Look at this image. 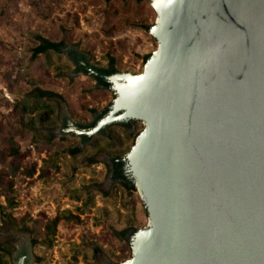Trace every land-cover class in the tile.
Here are the masks:
<instances>
[{
    "label": "water",
    "instance_id": "1",
    "mask_svg": "<svg viewBox=\"0 0 264 264\" xmlns=\"http://www.w3.org/2000/svg\"><path fill=\"white\" fill-rule=\"evenodd\" d=\"M158 49L101 74L129 120L126 157L150 225L124 264H264V0H151Z\"/></svg>",
    "mask_w": 264,
    "mask_h": 264
},
{
    "label": "rangeland",
    "instance_id": "2",
    "mask_svg": "<svg viewBox=\"0 0 264 264\" xmlns=\"http://www.w3.org/2000/svg\"><path fill=\"white\" fill-rule=\"evenodd\" d=\"M127 2L0 0V264H124L132 257L135 234L150 225L136 187L126 192L120 185L116 170H129L126 158L92 149L114 125L92 134L117 95L112 86L97 90L104 78L89 67L111 76L141 74L142 57L158 49L150 31L123 21L125 15L146 17L154 26L151 0L141 7ZM40 38L63 42L51 62L34 55ZM111 45L116 67L106 59ZM38 89L47 95L36 103ZM85 102L95 114L82 111ZM34 104L53 109V127L37 123L46 109L32 112ZM135 122L125 126L135 135L126 157L144 129ZM73 147L82 151L76 158L70 156ZM12 148L20 157L7 155ZM56 218L52 240L43 243L46 225ZM130 220L138 229L123 237Z\"/></svg>",
    "mask_w": 264,
    "mask_h": 264
},
{
    "label": "trees",
    "instance_id": "3",
    "mask_svg": "<svg viewBox=\"0 0 264 264\" xmlns=\"http://www.w3.org/2000/svg\"><path fill=\"white\" fill-rule=\"evenodd\" d=\"M107 2L114 3L115 1L120 2L124 6H128V0H106ZM134 3L138 6L143 5L144 3L148 2L150 3V0H133ZM141 7V6H140ZM123 21L127 23L128 25L137 28V29H143L146 31H150L151 26L147 24L146 17L145 18H139V17H129V15L123 16ZM63 42L52 40V39H46V38H40L38 46L34 49V55L39 56L43 55L45 58L51 62L52 56H59L60 55V48L62 47ZM106 54V59L111 67H116L118 58L114 52L113 46H109ZM151 55H146L142 57L143 64H146V62L150 59ZM60 67V66H58ZM57 70H60L57 68ZM97 90H101V88L98 87ZM38 96L35 98L36 103H39V99L43 98L44 94L47 92H43L42 90H37ZM47 95V94H46ZM51 95V94H48ZM91 96H93V93H91ZM108 107L112 106V102H109ZM82 111H85L89 114H95L97 109L92 107L90 105V102H85L81 105ZM41 108L46 109L45 112L39 113L36 116V121L40 125H45L46 127H53L54 122L52 118L54 117V111L53 109H50L48 106L41 105V104H34V109L32 112H36L37 110H40ZM133 125L136 124L135 121H132ZM118 127L117 129H115ZM135 135L132 133H129L125 126L114 124L110 128L107 129V133L103 135L102 141H94L92 144V149L97 154H102L104 156H107L112 159L116 160H123L126 158V154L128 152L129 145L128 143L131 142V144L134 143ZM132 146V145H131ZM82 151L77 148L73 147L70 150V156L72 158H76L78 155H80ZM10 157L17 158L20 157V150L12 148L10 152L7 154ZM126 161V160H125ZM125 163V164H124ZM123 164L127 166V162H124ZM32 174V173H31ZM120 185L122 189H124L126 192L135 191V181L133 177L131 176L128 166L126 168V171L123 174V177L120 181ZM11 205V200H10ZM59 219H53L49 224L46 225L45 233L43 235V243L50 242L55 234L56 228L59 226ZM138 227L137 224L134 222V220H130V226L129 228L124 229L121 232V235L123 237L128 233V231H131L133 235L136 233Z\"/></svg>",
    "mask_w": 264,
    "mask_h": 264
},
{
    "label": "flooded vegetation",
    "instance_id": "4",
    "mask_svg": "<svg viewBox=\"0 0 264 264\" xmlns=\"http://www.w3.org/2000/svg\"><path fill=\"white\" fill-rule=\"evenodd\" d=\"M99 84L100 85H98L97 87H99V88H111V84H108L107 82H106V80H104V79H99ZM133 120H129V121H127V122H123V123H121V122H119V123H121V124H124V126H126V127H129V126H132L133 127V122H132ZM119 123H116V124H119ZM123 168V169H122ZM118 173H122V175L120 176V179H122V177H123V174H124V172L126 171V168L124 167V166H122L121 168H118L117 170H116Z\"/></svg>",
    "mask_w": 264,
    "mask_h": 264
}]
</instances>
